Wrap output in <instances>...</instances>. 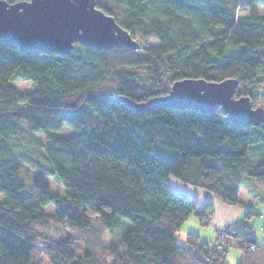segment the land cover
<instances>
[{
	"label": "trees",
	"instance_id": "1",
	"mask_svg": "<svg viewBox=\"0 0 264 264\" xmlns=\"http://www.w3.org/2000/svg\"><path fill=\"white\" fill-rule=\"evenodd\" d=\"M97 5L130 32L138 49L76 42L65 55L0 41V264H226L231 248L241 254L237 264H264V243L239 229L243 222L216 230L212 244L195 233L180 244L184 222L195 214L208 224L214 209L209 201L200 209L169 184L173 175L228 205L246 206L239 197L244 176L264 190V141L263 160L247 158L252 128L264 124H237L221 108L141 113L121 99L144 103L184 78H235L236 97L249 95L254 106H264L258 101L264 95V0ZM17 80L31 88L20 91ZM64 126L70 134L56 132ZM44 147V159L28 151ZM24 165L33 171L26 178ZM18 173L29 181L26 192ZM51 176L65 195L52 190ZM122 217L131 221L122 242L104 244Z\"/></svg>",
	"mask_w": 264,
	"mask_h": 264
},
{
	"label": "water",
	"instance_id": "2",
	"mask_svg": "<svg viewBox=\"0 0 264 264\" xmlns=\"http://www.w3.org/2000/svg\"><path fill=\"white\" fill-rule=\"evenodd\" d=\"M98 0H0V41L17 44L22 51L42 50L70 54L76 42L99 50L140 44L113 15L97 5ZM238 80L184 78L169 92L144 103L121 97L136 111L152 108H193L213 114L218 109L237 124H264V106H254L249 95L236 97Z\"/></svg>",
	"mask_w": 264,
	"mask_h": 264
},
{
	"label": "rangeland",
	"instance_id": "3",
	"mask_svg": "<svg viewBox=\"0 0 264 264\" xmlns=\"http://www.w3.org/2000/svg\"><path fill=\"white\" fill-rule=\"evenodd\" d=\"M15 85L20 91H27L31 88L30 82H24L21 80L15 81ZM264 101V95H260L258 97V101ZM255 136V142L251 144V146L248 149V155L247 158L250 162L253 163H259L263 160L261 146L264 141V128L262 125L255 126L252 128ZM71 128L64 126L62 129L56 131L59 134L68 135L71 133ZM35 137L42 139L46 142V146L50 144L49 140L45 138L46 136L43 133H35ZM254 139V138H253ZM45 147L41 150H28L31 154L39 157L40 159H44V153H45ZM33 171L30 167L27 165H24L23 171H21V176L26 178L29 174H31ZM17 178L22 179L25 183V189L24 192L29 189V181L22 178L19 173L16 175ZM48 181L51 183L52 190L60 195H65L64 187L57 182L56 178L51 176L48 178ZM176 181V183H181L182 185H191L188 183H185L181 180H179L177 177L170 175L169 176V183L172 184V186H175L173 183ZM29 184V185H28ZM191 187H195L202 193H204L206 196H213L215 197L211 192L199 188L197 186L191 185ZM3 195H0V198H2ZM239 197L242 201L245 202L246 206L240 207L237 205H229L233 207L234 215L236 216V219L234 222H243V225L238 226L239 229L244 230L246 232H249L252 236H254L256 239H258L260 242L264 243V190L260 186V183L257 181L255 177L250 176H244L241 187H240V193ZM217 201H220L218 198L215 197ZM222 202V201H220ZM224 203V202H223ZM226 204V203H224ZM228 205V204H226ZM48 212H54L53 206H48L44 208ZM217 210V211H216ZM250 210L255 211L256 213L248 214L246 215ZM219 213H222V211L219 210V207L215 205V211L213 216L208 219V224L202 223L199 218L192 214L182 225L180 231L177 233L176 238L177 241L180 244H187L186 238L189 234V232H195V234H200V240H210L213 242V240L216 239L217 233L216 230H221L223 227H216L215 226V214L218 216ZM233 222V223H234ZM229 224V223H228ZM131 227V221L128 218L122 217L120 221L117 222V224L111 229L108 230L104 236L103 242L104 244H120L122 242L123 236L127 233V231ZM224 238V233H220V239ZM239 255V256H237ZM238 257V259L236 258ZM241 258V254L238 250L235 248H231L226 256V264H237ZM44 264H48L47 260L45 259Z\"/></svg>",
	"mask_w": 264,
	"mask_h": 264
},
{
	"label": "crops",
	"instance_id": "4",
	"mask_svg": "<svg viewBox=\"0 0 264 264\" xmlns=\"http://www.w3.org/2000/svg\"><path fill=\"white\" fill-rule=\"evenodd\" d=\"M173 184L175 186H172V184H170V187L172 188V190H174L177 193H186L190 198L196 199L199 203L200 209L203 208L204 203L206 201H209L212 203L214 211H215V205L216 207L218 206L219 210L222 211V213H219L218 216L215 214L214 224L216 227H223L225 224L233 223L235 221L236 216L234 215L233 207L226 205L223 202L217 201L215 197L213 196H206L204 193H202L195 187H191V185H182L181 183H176V181H174ZM192 233H195V232H192ZM197 235L199 236V238L201 237L200 234H197ZM202 241L212 244L215 240H213V242L210 240H202ZM237 256L236 258L238 259Z\"/></svg>",
	"mask_w": 264,
	"mask_h": 264
}]
</instances>
